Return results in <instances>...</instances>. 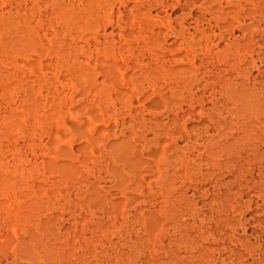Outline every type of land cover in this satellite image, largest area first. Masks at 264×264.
Listing matches in <instances>:
<instances>
[{
    "label": "rangeland",
    "instance_id": "obj_1",
    "mask_svg": "<svg viewBox=\"0 0 264 264\" xmlns=\"http://www.w3.org/2000/svg\"><path fill=\"white\" fill-rule=\"evenodd\" d=\"M0 264H264V0H0Z\"/></svg>",
    "mask_w": 264,
    "mask_h": 264
}]
</instances>
